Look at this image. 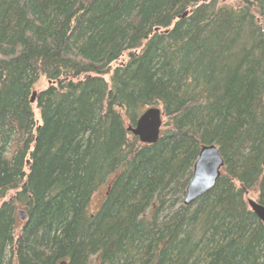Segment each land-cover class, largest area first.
Returning <instances> with one entry per match:
<instances>
[{"label":"trees","instance_id":"16d2710c","mask_svg":"<svg viewBox=\"0 0 264 264\" xmlns=\"http://www.w3.org/2000/svg\"><path fill=\"white\" fill-rule=\"evenodd\" d=\"M263 156L264 0H0V264H264Z\"/></svg>","mask_w":264,"mask_h":264},{"label":"water","instance_id":"95a60500","mask_svg":"<svg viewBox=\"0 0 264 264\" xmlns=\"http://www.w3.org/2000/svg\"><path fill=\"white\" fill-rule=\"evenodd\" d=\"M36 92L33 93L32 102L35 101ZM163 111L159 107L146 109L138 118L134 126L128 131L138 137L143 144H154L160 139L163 126ZM264 159V156H263ZM264 164V160H263ZM225 166L218 147L214 144L203 145L194 164L191 181L187 187L183 203L188 206L211 191L219 180ZM250 209L256 214L264 225V205L251 198L247 200ZM25 211H20V219L26 220ZM58 264H68L61 261Z\"/></svg>","mask_w":264,"mask_h":264},{"label":"rangeland","instance_id":"374dc122","mask_svg":"<svg viewBox=\"0 0 264 264\" xmlns=\"http://www.w3.org/2000/svg\"><path fill=\"white\" fill-rule=\"evenodd\" d=\"M220 1L225 2V3H230V4H239L241 2V0H220ZM127 59H128V53H126L122 57L121 62H125ZM119 63H120V61L117 64H119ZM117 64H114V66L117 65ZM107 79H108V77H107ZM47 85H48V81L45 78H42L41 81L36 85L34 92H39L41 89L45 88ZM36 113H37V110H36ZM104 195H105V187L101 188L99 190V192L94 196V199H93V202H92V205H91L92 211L97 209V207L100 205L101 201L103 200ZM249 198L257 199L256 193L248 192L246 194V196H245L246 201Z\"/></svg>","mask_w":264,"mask_h":264},{"label":"bare ground","instance_id":"6f19581e","mask_svg":"<svg viewBox=\"0 0 264 264\" xmlns=\"http://www.w3.org/2000/svg\"><path fill=\"white\" fill-rule=\"evenodd\" d=\"M194 168V167H193ZM253 200H255V201H258L257 199H253ZM259 202V201H258ZM248 203V202H247Z\"/></svg>","mask_w":264,"mask_h":264}]
</instances>
